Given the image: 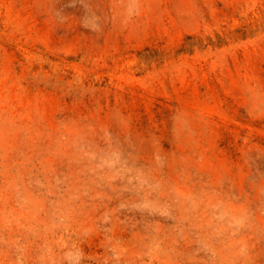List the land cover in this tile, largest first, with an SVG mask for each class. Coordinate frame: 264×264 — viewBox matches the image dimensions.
<instances>
[{"label":"rangeland","instance_id":"374dc122","mask_svg":"<svg viewBox=\"0 0 264 264\" xmlns=\"http://www.w3.org/2000/svg\"><path fill=\"white\" fill-rule=\"evenodd\" d=\"M97 6L0 0V264H264V0Z\"/></svg>","mask_w":264,"mask_h":264},{"label":"clouds","instance_id":"9594fccd","mask_svg":"<svg viewBox=\"0 0 264 264\" xmlns=\"http://www.w3.org/2000/svg\"><path fill=\"white\" fill-rule=\"evenodd\" d=\"M100 0H97V12L99 13V17L103 18L105 24H108L111 21V16L108 11L102 7H99ZM115 146V144L113 145ZM120 148L122 151H126L123 145V142L120 141Z\"/></svg>","mask_w":264,"mask_h":264}]
</instances>
